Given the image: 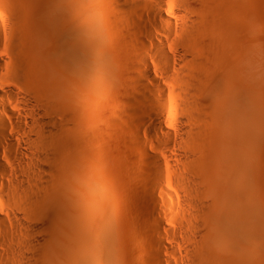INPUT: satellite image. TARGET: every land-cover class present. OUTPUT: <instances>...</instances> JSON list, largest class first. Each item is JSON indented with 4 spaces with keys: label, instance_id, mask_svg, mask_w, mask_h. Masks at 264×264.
<instances>
[{
    "label": "bare ground",
    "instance_id": "1",
    "mask_svg": "<svg viewBox=\"0 0 264 264\" xmlns=\"http://www.w3.org/2000/svg\"><path fill=\"white\" fill-rule=\"evenodd\" d=\"M240 1L0 0V233L12 237L0 258L117 264L127 229L139 264H168L178 210L188 264H260L264 45ZM103 152L129 160L113 172L116 191L140 193L137 236L122 217L110 229ZM174 163L178 189L163 170Z\"/></svg>",
    "mask_w": 264,
    "mask_h": 264
},
{
    "label": "rangeland",
    "instance_id": "2",
    "mask_svg": "<svg viewBox=\"0 0 264 264\" xmlns=\"http://www.w3.org/2000/svg\"><path fill=\"white\" fill-rule=\"evenodd\" d=\"M241 1H243V0H241ZM241 1H240L239 4L243 3L246 0H244L243 2H241ZM240 7L243 8L244 10L241 9L239 11H242V12H245L246 11V12L244 14H242V12L241 13L239 12V14L240 15H243L244 17L246 16V18H250L251 17L250 19H252L254 21V25H255V29H256L255 36H256V38H258L259 43L261 45H264V0H247L246 3L245 4H242ZM243 16H242L241 19H239L240 17L239 18H236L235 17V18L232 19L234 21V22L233 21L232 22L233 23L236 22L237 23V26L240 29H242V30L245 29V27H246V25L244 23V19H246V18L243 19ZM263 80H264V75H263ZM263 95H264V92H263ZM258 130H259V134H260V138H261V142H259V147H261V148L258 149V151H256V152H259V153H257V154L255 153V160H254L255 161L254 162L255 166H253L255 168H253V172L255 173V177L256 178L254 176L253 177H254V179H257L258 178L259 184H257L258 183L257 182L256 183L257 186L256 185L254 186V187H258V188H255V189H257L255 193L257 194L256 196H258V195L261 196V198H262L263 201L260 200V199L259 200L263 202L262 204H263V207H264V182H263L264 181V119H262L260 121V123L258 125ZM124 137H125L124 140H125V143H126L127 147L129 146V148H131L133 146V144L128 139L129 137L126 136V135H124ZM167 144H169V142ZM124 150H125V148H124ZM210 150L213 151L212 148H210ZM187 151L190 153V155H193V154L195 155L196 154L195 153V150L193 148H191V147H187ZM168 154L170 155V159H174V157L176 156L175 155L176 154L175 152H168ZM157 155L161 159L160 154L157 153ZM221 156L224 158L225 157V154L223 153ZM101 157L102 158H100V159H101V161H103L102 162L103 164L101 163V165L98 166V169H99V171H103V172L105 171L106 174L103 173V172H101V173H103L104 176H106L107 178H109L110 175H112L113 177L115 176V173L113 172V170H114V168H116V165H115L116 162H117V165H118V162L122 163L124 166H128L129 165V163H128L129 160L128 159H122L121 158L122 160H119L115 156V154L112 153V152H103V155ZM103 157L106 158V159H104ZM110 163H112L113 165H115L113 167V169L111 167L113 165H111ZM127 163H128V165H127ZM217 163L218 162L216 161L215 162V165H216V175L219 176V164H217ZM107 169H108V172H107ZM110 170L112 172V173L110 172L111 174L109 173ZM163 170L168 174V184L171 185L173 188L178 189L180 182L182 180H184L183 178L185 177L186 171L184 169H182V168L175 167V163L174 164H168ZM114 171H116V169ZM107 174L108 175L110 174V175L107 176ZM112 176H110V178L113 179ZM110 178H109V180H111V181L109 182L108 179H106L104 177V179L107 180V181L104 180V182L106 181V183H105V189H107V185H108L107 183H110V186L108 185V187H109V189H111L110 191L108 190V193L104 192L105 195L106 194H109V196H110V198L108 199V197L106 195V198L108 199L109 207H111L110 208L111 209L110 217H109V220H108L110 222L109 223L110 224V229H114V230L116 229L115 232L117 234V230L119 228H121V227L124 228L125 226H127L128 227V230H130L129 232L130 233L132 232L131 233L132 236H137L138 235L137 234L138 233V230L135 227H133L134 225H132L131 221H134L133 218H135V217L137 218V220H140V218H142L143 214L145 213L144 212V209H143V205H141V200H140L141 198L138 197L140 193H138L139 191L136 192L138 190L137 188H135V187H133L131 185H128L126 187L128 190L125 189V191H122V193H124V194H122L121 193V190H124V188H122L120 185L117 186L118 183H117V180H116L115 177H114L115 180L113 179V181ZM253 181H257V180H253ZM112 182H114V184H115L114 186H117V187H114L112 185ZM130 186H131V189H130ZM111 187H113V189ZM118 187L121 188L120 191H116L117 189L119 190ZM115 188H117V189H115ZM132 188H135V189L132 190ZM129 190H132L134 192L129 191ZM118 192H120L122 194V197L124 195L123 201L126 204L124 203L125 206H123V207L121 206L122 205V202H123L121 200L122 198L119 196L121 194L120 193L118 194ZM135 192L138 193V196H137V194ZM257 192H259L260 194L257 193ZM135 195H136V197H138L137 199L140 200V202H138L136 200ZM257 198H259V197H257ZM137 203H139L140 206ZM140 209H143V210H140ZM119 210H121V212ZM141 211H143V212H141ZM119 213H121L120 214L121 216L119 215ZM111 215H112V217H111ZM168 215H170V218H172V220H171V222H169V224L166 223V226L168 228V231L171 232V233H173V234H175V235H178V237L177 238H172L169 235V236H166V237H164L162 239V243L165 244L166 248H168V252L167 251H164L163 252V258L168 262V264H188V259L184 256V252L186 251V249L191 246V244L188 243L184 239V236L186 234L185 219L187 218V216L185 214H181L178 210H175V212L173 214L170 213ZM114 218H115V222H114ZM120 218H121V220L123 218H125L126 220L123 219L122 220L123 222L121 221L122 222L121 225H119L120 222H118V226H121V227H118V226H116L117 225V220H120ZM127 219H128V222H126ZM124 222L126 224H124ZM263 222H264V213H263V217H262V223ZM127 223H129L130 225L127 224ZM127 227H125V228H127ZM126 230L127 229L123 230V232L122 233L120 232V234H119L120 237L123 236L124 238L122 237L121 239H119L120 237L119 236H118L119 238L117 237V240L119 239V241L121 240V242L118 241L119 243H117L116 245H115V242H116L115 240L112 242L113 243L112 246L113 245L116 246L115 249L117 251V253H116L117 255H115V254H113V255L115 256L114 258H116L118 260V262H119L118 263L116 261L117 264H120V262L122 264H139L141 262L142 263L143 262L145 263V258L143 257L144 258L143 259L141 255L135 253L131 249V247L129 246L128 240L126 241V238L124 236ZM262 230H263L262 233H261L262 234L261 235L262 237L259 240V241H261V243H259V244H261L262 247H260V246L259 247H260L261 251L263 249V252H264V223L262 224ZM120 231H121V229H120ZM116 234H115V236H116ZM0 239H3L4 241H9L10 239H12V237L10 236V234L5 235L4 233H0ZM123 239L126 242L123 243V241H124ZM140 254H142V253H140ZM4 255L5 254L3 252L2 243H1L0 244V256L3 257ZM137 255H139V256H137ZM144 255H146V252H145ZM214 259H215V261L217 260L218 262L219 261L221 262V260L218 257H216ZM16 261H17L18 264H22V262L18 258L16 259ZM0 264H8V262H7V260L0 258ZM260 264H264L263 255L261 256Z\"/></svg>",
    "mask_w": 264,
    "mask_h": 264
}]
</instances>
